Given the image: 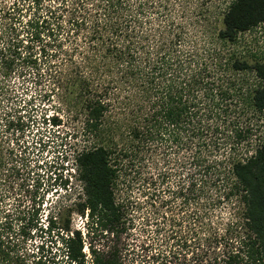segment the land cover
Returning a JSON list of instances; mask_svg holds the SVG:
<instances>
[{
	"label": "trees",
	"instance_id": "16d2710c",
	"mask_svg": "<svg viewBox=\"0 0 264 264\" xmlns=\"http://www.w3.org/2000/svg\"><path fill=\"white\" fill-rule=\"evenodd\" d=\"M225 2L211 45L192 49L189 26L215 12H191V0H0L6 98L15 87L7 66L19 65L17 76L42 78L35 91L48 81L39 97L58 96L55 121L85 139L57 137L73 148L64 157L77 186L71 202L45 227L38 209L18 215L17 236L48 235L51 256L0 247L2 264H264V136L238 152L264 131V61L238 50L241 35L264 25V0ZM223 139L228 158L216 156ZM184 150L193 173L174 187L173 158ZM221 202L234 204L223 226L210 211ZM74 215L86 218L84 231Z\"/></svg>",
	"mask_w": 264,
	"mask_h": 264
},
{
	"label": "rangeland",
	"instance_id": "374dc122",
	"mask_svg": "<svg viewBox=\"0 0 264 264\" xmlns=\"http://www.w3.org/2000/svg\"><path fill=\"white\" fill-rule=\"evenodd\" d=\"M191 3L192 7L189 8L191 12L198 11L199 7L200 11H206L207 13L208 8H214L213 12L215 13L209 15L206 21L204 20L199 26H189V48L193 49L196 46L199 48L204 46L208 48L211 45V39L207 40V37L216 28L221 27L217 23V20L225 10L227 2L225 0H191ZM179 11V8L176 7V12L179 13ZM198 18L199 16L193 19ZM216 45L214 44V48L220 47V44L218 46ZM238 48L253 63L256 61H264V25L241 35ZM222 53L223 56L227 54L226 48ZM245 76L250 79L249 83H256L257 80L254 74H247ZM21 83H23V80H21ZM47 84L48 81L42 84L45 86L44 91L47 90ZM26 86L28 87V85ZM28 88L31 89L30 87ZM44 91L36 92L38 96H45L46 92ZM53 96L55 100H52ZM39 99L41 104L44 102H51L53 106L58 104V96L55 94L51 95L49 99L43 100L40 97ZM63 125L64 128L68 129V132L61 129L59 135L61 138L67 137L65 143H76L77 146H82L85 140L83 135L80 134L77 138H74L72 135L74 130L73 126L65 122ZM69 136L72 138L69 139ZM263 136V129L258 128L254 136L247 141L251 142V146L245 143L238 151L240 155L241 153L244 155L253 152L254 146ZM61 138L54 145L55 151L50 152V155H52L51 160L40 153L33 156L31 153L25 152L14 157L5 151L8 149L7 145L4 146L3 160L7 167L6 170H3L2 180H0V247L12 256L19 250L28 255L35 254L38 259L42 258L43 261L48 260L51 256L49 253L50 243L48 242V235H42L41 232L39 234L32 232L31 237L23 241L17 236V223L20 212L30 211L33 214V211L38 209L40 215H42L41 224L45 227L48 223V218L55 212L58 206L71 202L69 201V195L76 186V182L72 176L74 175L72 159L71 157L68 159L64 158L66 156L65 153L69 152L71 145L60 146L62 142ZM70 149L73 150V148ZM216 153H219L217 155L215 154L219 158H228L231 155L230 146L226 144L225 139L221 140V150ZM191 155L190 150H184L174 156V170L169 179L171 186L176 187L177 185L188 183L191 179L193 173V169L190 166ZM17 159L20 160V163H16ZM40 160H44L45 163L40 164ZM160 162L163 163L162 160ZM68 180H70L69 185H66ZM233 206L234 204L228 202L214 204L210 209L214 221L219 222L221 226L230 221L233 214ZM85 223L86 218L74 215L73 224L75 228L84 231ZM42 236L44 238H41ZM42 244L44 245V249L40 248ZM38 246L39 249L37 248ZM61 247V243L58 242V245L53 246V249L55 250ZM2 262L3 260L0 256V264Z\"/></svg>",
	"mask_w": 264,
	"mask_h": 264
},
{
	"label": "snow or ice",
	"instance_id": "6c2138e0",
	"mask_svg": "<svg viewBox=\"0 0 264 264\" xmlns=\"http://www.w3.org/2000/svg\"><path fill=\"white\" fill-rule=\"evenodd\" d=\"M56 0H52V3H55ZM69 30L71 31V22L69 21ZM29 43V41H25ZM38 52V49L36 50ZM55 51V49H53ZM2 55V53H0ZM75 55V53H73ZM48 59V57H45ZM52 63L55 64L56 60H52ZM8 74L15 79H12L10 84L15 85L12 89L11 94L7 95L6 98V89L3 86V74L0 71V146H4L5 142L7 147L15 149L14 152H11L10 155L16 157L19 154L25 152L33 154L40 153L45 157H48L49 160L52 159L50 152H54V145L57 142V137L59 132L63 129L65 132H68V129L64 128L63 124L57 123L55 117L59 116L60 113L53 108L51 102H44L41 104L38 93L35 91V84L38 80L42 78L37 77V80H25L23 73L17 76V71L19 70V65L14 70L11 65H8ZM21 80H24V83H21ZM25 85H28L32 89L29 94L25 95ZM55 85H53L54 87ZM52 100H55V97H52ZM32 109H35L33 111ZM48 109V111H44ZM39 117H44V122L41 123ZM16 121H22L21 123H14ZM51 141L46 145L45 148H40V143L45 141ZM69 139L72 137L69 136ZM39 142V143H37ZM16 163H20V160L17 159ZM44 160H40V164H44ZM6 164L3 160V147H0V180H2V172L6 170ZM34 175V173H33ZM147 199V197H145ZM161 212L164 209H160ZM159 227V225H157ZM166 233L161 232L160 238L161 242L163 241V236ZM144 242L146 244H152L153 247H158L153 243L152 240L148 239V236L144 237ZM148 249H145V254ZM145 264H148V261L145 260Z\"/></svg>",
	"mask_w": 264,
	"mask_h": 264
}]
</instances>
